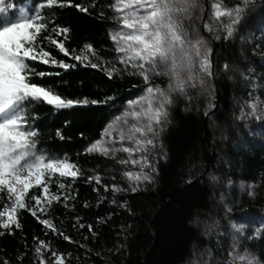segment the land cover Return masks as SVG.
Masks as SVG:
<instances>
[{"label": "trees", "instance_id": "1", "mask_svg": "<svg viewBox=\"0 0 264 264\" xmlns=\"http://www.w3.org/2000/svg\"><path fill=\"white\" fill-rule=\"evenodd\" d=\"M42 2L28 0L24 5L23 0H15V7L0 17L11 22L18 7L33 8L34 3ZM71 2L86 7L87 13L67 5L46 7L41 14L53 17L48 31L53 25L69 27L67 39L55 33L52 37L63 40L69 51L87 55L98 64L103 60L105 64L96 69L81 66L47 41L41 46L53 58L76 67L65 71L39 62L29 63L38 71L50 73L34 79L50 85L59 95L74 100L104 101L60 110L39 103L32 109L36 119L30 123L39 132L38 147L52 156L66 158L82 173L75 179L53 174L48 181L49 189L57 194L63 192L64 196L60 202L53 201L47 211H37V216L49 219L72 242L53 234L28 211L18 210L21 228L11 235H0V264L4 261L20 264L17 256L21 252L23 264H36L34 245L39 240L62 255L65 264H189L194 251L205 248L211 250L210 264H214L221 259L218 249L230 246L221 231L227 229L233 214L240 215L247 208L253 217L264 216V118L257 110L255 115H250L248 107L256 103L258 109L264 103V30L257 20V17L264 19L263 10L253 3L232 37L225 40L222 33L209 38L216 77L215 104H218L212 111H216L208 115L210 108L204 97L191 104L179 98L162 133L161 150L165 158L154 164L153 182L132 192L119 160L85 153L84 149L100 138L111 116L130 101L133 93L144 89L145 83L137 75L125 74L123 65L117 64L113 43L108 38V32L117 26L109 19L114 15L109 8L113 0ZM210 2L198 0L199 7L190 20L184 21L185 26L200 31L203 16L200 8L209 16ZM224 2L236 6L241 0ZM47 34L43 32L41 36ZM85 43L92 45L94 53L87 49L81 52ZM225 62L226 71L222 68ZM113 64L121 71L109 79L104 69ZM150 83L163 86L166 79L155 77ZM57 128L63 139L56 137ZM96 175L100 177V184L87 180ZM60 183L69 186L58 189ZM106 185H117L121 191L114 193L111 187L105 191ZM249 186L254 193L251 198L247 195ZM39 191L34 185L25 195L26 202L34 204L29 198ZM7 203L6 190H3L0 209ZM227 206H231V212L225 210ZM205 217L219 221L216 238L210 236L205 240L201 236L198 222ZM252 223L246 233L252 236L259 229L258 238L245 239L243 243L249 253L258 257L257 264H264V225L254 219ZM89 225L92 232L88 231ZM51 251L42 252L46 261L54 259Z\"/></svg>", "mask_w": 264, "mask_h": 264}, {"label": "snow or ice", "instance_id": "2", "mask_svg": "<svg viewBox=\"0 0 264 264\" xmlns=\"http://www.w3.org/2000/svg\"><path fill=\"white\" fill-rule=\"evenodd\" d=\"M249 2L250 0H241V3L235 7L223 11L220 10L222 5L212 3V16L224 28L225 40L232 37L236 31V26L240 24ZM23 3L27 5L28 0H23ZM66 5L75 7L80 12L88 11L81 4H72L71 0H43L42 3H34L33 8L21 6L18 17L11 22L6 17H0V192L6 190L8 200V203L0 209V230H3L0 231V235H11L14 230L20 229L18 210H25L53 234L61 235L64 240L72 242L71 238L59 232L49 219L37 216V211L41 213L47 211L53 201L60 202L61 197L64 196L63 192L57 194L50 191L48 181L52 179L53 174L75 179L82 173L77 165L66 158L52 156L40 149L37 126L30 123V120L36 119L32 109L39 103L49 105L56 110L104 103L98 100L89 101L87 98L75 100L65 98L50 85L34 79V77L43 78L50 73L38 71L34 64L29 63L30 61L51 65L65 71L76 67L75 64L53 58L50 52L41 46L43 41L54 45L63 56L77 61L81 66L96 69L105 64L103 60L98 64L87 55L76 54L74 50L69 51L63 40L58 41L52 37V33H55V36L63 35L67 39L69 27L53 25L51 31H48V25L53 17L42 15V10L46 7ZM14 7L15 0H0V14ZM197 7H199L198 0H113V3L109 5L114 13L109 19L118 25L116 29L108 32L117 64L123 65L122 71L125 74L137 75L143 79L145 88L142 89L141 95L128 102L131 110H126L122 114L124 126L115 132L111 129L107 130L109 142L120 146L104 147L101 146V141L97 140L86 146L84 152H95L105 156L111 152L115 156L117 151H123L129 155V160L121 159L118 163L130 162L135 165L142 162L141 173L135 176L132 172L123 173L130 180L135 179L137 183L151 180V176L144 169L147 168L150 171L152 165L147 155L132 159L131 154L141 150L147 153L155 149L156 139L167 121L172 94L179 93L184 96L187 88H206L208 79L212 77L210 57L213 49L207 46L204 36L197 34L196 27L189 30L184 23L185 20L193 17ZM200 10L203 12L204 8L201 7ZM222 17H226L229 22L224 24ZM203 29L204 31L213 30L207 23L203 24ZM43 32L48 34L41 36ZM216 38L219 39V36ZM84 49L94 53L92 45L88 43L82 46L81 52ZM222 68L227 70V62L222 65ZM128 69L134 71L129 72ZM104 70L109 79L121 71L116 64L106 66ZM153 76L168 77L167 89L152 85L150 81ZM228 79L231 77L229 76ZM248 107L251 109L250 115H255L257 104L250 103ZM129 117L132 120L131 124L128 123ZM114 119L118 121L121 117H114ZM55 135L63 139L59 128L56 129ZM113 135L115 140L112 139ZM125 138L134 141V145L128 147L120 144V141ZM87 180H94L96 184L101 183L99 175L89 176ZM34 185L38 186L40 191L38 195L30 196V201L35 202L30 204L26 202L25 195ZM68 186L60 183L57 188L64 189ZM108 187H111L114 193L121 191L117 185H106L105 191ZM96 190L93 188V191ZM136 190V187H131L132 192ZM247 195L250 198L254 195L251 186L248 188ZM64 199L66 200L67 197L65 196ZM234 203L238 202L234 201ZM84 206L87 207V203ZM225 210L231 212V206H227ZM252 221L253 215L247 208L240 215L233 214L230 219L231 229L236 235H233L228 255L233 260L244 261L245 264L258 262V257L249 253L247 249L243 253L238 251L241 243L239 237L248 240L258 238L259 229L252 236H248L245 232ZM80 227L84 225L81 224ZM88 231H93L91 225L88 226ZM33 240L37 241V238L33 237ZM34 251L38 257L36 264H65L63 256L51 251L44 240H39L34 245ZM43 251H51L54 259L46 261L42 255ZM23 256V252L17 256L20 264H23ZM3 264H9V262L4 261ZM193 264L196 262L193 261Z\"/></svg>", "mask_w": 264, "mask_h": 264}, {"label": "rangeland", "instance_id": "3", "mask_svg": "<svg viewBox=\"0 0 264 264\" xmlns=\"http://www.w3.org/2000/svg\"><path fill=\"white\" fill-rule=\"evenodd\" d=\"M224 1L225 0H211V2L209 4V8H210L209 9V12H210L209 16H205V15H207L206 14L207 12H205V10L202 12L203 16L201 18L200 31L197 30V34L198 35H202V36L205 37L207 46L210 47L211 49H212V46H211V42H210L209 38L210 37H214L217 34H222V33H224V35L226 34L224 28L221 26V23L219 21H216L213 18V16H212V8H211L212 3H217L218 5H222V7L220 9L221 11H223L224 9H227V8L235 7L234 5L233 6H228L227 3L224 2ZM253 3L254 4H258V6H259L258 9L259 10H263L262 12H264V3H262V0H250L247 8H250L251 5H254ZM19 8L20 7H18L16 9V17L14 19H16L18 17V15H19ZM244 13H243V18L245 16ZM206 17H208V18H206ZM243 18H242L241 22L243 21ZM221 20L223 21L224 24H227L229 22L226 17H222ZM257 20L259 22L258 23L259 26L262 27V29L264 30V19L261 18V17L260 18L257 17ZM204 23L209 24L210 27L213 30L212 31H204V29H203V24ZM237 26H236V29H237ZM117 27H118V25L115 26L112 30L116 29ZM186 28L191 29V27L189 28L187 26H186ZM193 38H195V36ZM211 55H212V53H211ZM262 58L264 59V52L262 53ZM211 72H212V77L208 79L206 88H200V87L187 88L185 90L186 91V95H184V96L180 95L179 93L172 94V96H171L172 104L168 108L167 121L163 124L162 130L159 132L158 139H156V147H155V149L154 150H149L147 153H145L143 150H141V152H133L131 154V158L132 159H135L136 157L141 156V155H147V159L149 160L150 164L152 165V169L149 171L147 168H145L144 171L147 172L148 175L151 176V180L150 181H142L140 183H137V181L135 179H131L130 180L128 177L123 175L124 179L130 184L131 187H136V188L143 187V186L148 185V184L153 182V180H154L153 172L155 170V165L154 164L157 161L162 160L160 157L163 156L162 150H161L162 133L164 131V128L168 125L169 113H170L171 109L173 107H175V104L179 100V98L183 99L187 103L190 102V104L193 103L195 101V99L196 100H198V99H202L203 100L205 98V100L207 99V105L210 108V112L208 113V115H210L212 113L211 112L212 108L215 107V105H216L215 104V89H216L215 78L216 77H215V73H214V65H213V63H212ZM152 78H155V76H153ZM157 78H165L166 79V83L162 86L166 90L167 89V84H168V77L160 76V77H157ZM212 78H213V80H212ZM141 94H142V90L133 93V95H132L130 100L135 99L137 96H139ZM126 110H131L128 103L125 106H123L120 109L119 112H117V113H115V114H113L111 116L110 122L106 125L105 129L101 133L100 138L98 139L99 141H101V146L109 147V148H111V147H119L120 146L118 144H114V143L109 142V137L107 135V130L111 129L113 132H115L117 129H120V128H122L124 126V118L122 117V114L125 113ZM214 111H216V110H214ZM257 111L259 112L260 116L262 118H264V103L262 104V106L258 107ZM118 116H120L121 119L117 121V120L114 119V117H118ZM128 123L129 124L132 123V120H131L130 117L128 118ZM136 135L139 136V134H136ZM112 139L115 140V136L114 135H113ZM120 144H122L123 146L132 147L134 145V141H129L128 139L125 138L124 140L120 141ZM92 153H95V152H92ZM101 155H103V154H101ZM107 156H111V157H113V158H115L117 160H121V159H123L125 161L129 160V155L124 153L123 151H117L115 156H113L112 153L109 152V154ZM122 168L124 169L123 173L124 172H132L133 176H135L137 173H141L142 162L141 163H137L135 165H133L130 162L124 163V164H122ZM253 219L255 221L261 222V224L264 225V216H257V217L255 216V217H253ZM218 223H219V221L215 220L213 217L212 218L205 217L203 219H200L199 222H198V227L201 230V236L205 240H208V238L210 236H213V238H216V236L218 234L216 233L217 230L215 228H216V226H218ZM251 225H253V223H251L245 229V232H247L249 229H251ZM226 228H227L226 230H224V231L222 230L221 231V235H225L227 237V241L229 242L230 246L227 247V249H225V250L218 249L219 251H221L220 252L221 253V255H220L221 259L217 260V262L214 261V264H245L244 261H241L239 259L233 260L228 255V252H229L230 247L232 245L233 235H236V234L231 229L230 223H228ZM239 240L241 241V243L239 245L238 251L243 253L244 250L247 249L245 243H243L245 238L244 237H239ZM207 250L208 249H206V248L204 250L196 249L194 251V253H193L192 260H191V262L189 264H193V261H195L196 264H206V262H208V264H210L211 261H213V257H212V254L210 253L211 250L210 251H207Z\"/></svg>", "mask_w": 264, "mask_h": 264}, {"label": "water", "instance_id": "4", "mask_svg": "<svg viewBox=\"0 0 264 264\" xmlns=\"http://www.w3.org/2000/svg\"><path fill=\"white\" fill-rule=\"evenodd\" d=\"M215 106H218V104H217V102H216V105ZM215 108H217V107H215ZM214 111V110H213ZM213 111H211V112H213Z\"/></svg>", "mask_w": 264, "mask_h": 264}]
</instances>
